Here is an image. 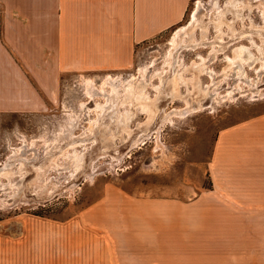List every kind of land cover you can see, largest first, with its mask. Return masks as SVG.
Returning a JSON list of instances; mask_svg holds the SVG:
<instances>
[{
	"label": "crops",
	"instance_id": "crops-1",
	"mask_svg": "<svg viewBox=\"0 0 264 264\" xmlns=\"http://www.w3.org/2000/svg\"><path fill=\"white\" fill-rule=\"evenodd\" d=\"M191 1L0 0V112L42 108L62 73L129 67ZM208 172L185 218L176 199L109 186L65 220L0 236V264H264V110L218 133Z\"/></svg>",
	"mask_w": 264,
	"mask_h": 264
},
{
	"label": "rangeland",
	"instance_id": "rangeland-1",
	"mask_svg": "<svg viewBox=\"0 0 264 264\" xmlns=\"http://www.w3.org/2000/svg\"><path fill=\"white\" fill-rule=\"evenodd\" d=\"M197 1L203 3L204 14L211 15L216 6L225 9L227 0H215L216 5L214 0H192L182 23L137 47L127 68L62 73L54 96L44 98L42 108L0 112L1 237L18 239L26 230L39 227L44 217L65 220L100 197L109 186L140 198L176 199L178 212L184 218L185 203L212 188L208 163L218 133L264 110V38L233 37L253 25L264 28V21L261 10L255 7L251 12L243 9L240 17L228 12L233 33L229 25L219 28L226 49L217 53L211 47L181 50L178 76L168 77L164 90L166 93L169 83L176 85V97L171 101L161 98L150 113L141 103L143 97L156 98L169 41L178 28L188 25ZM208 21L202 19L207 30L205 34L195 30L194 39L201 41L202 34L208 42L215 40L217 29ZM241 48L245 50L241 52ZM143 64L151 68L141 81L142 93L136 81L132 91L122 95L105 91L116 117L102 120L94 145H69L75 137L91 136V127L100 112L98 105L106 102L99 95L90 100L84 80H93L95 89H99L107 75L127 77ZM178 111L181 116L173 113ZM153 113L156 119L145 124ZM73 114L78 118L70 125L69 115ZM165 115L168 120H164ZM65 126L69 128L67 132L63 130ZM145 126L147 131H143ZM61 130L66 139L57 141ZM148 133L151 134L141 142L139 138ZM134 143L137 144L133 146ZM192 213L196 227L199 221L195 208Z\"/></svg>",
	"mask_w": 264,
	"mask_h": 264
},
{
	"label": "bare ground",
	"instance_id": "bare-ground-1",
	"mask_svg": "<svg viewBox=\"0 0 264 264\" xmlns=\"http://www.w3.org/2000/svg\"><path fill=\"white\" fill-rule=\"evenodd\" d=\"M213 2L215 3L216 1L214 0ZM195 5H196L195 9H194L193 13L191 14L190 22L188 23V25L178 28L174 32L172 38L169 41V44H168L169 49H168V51L166 53V57H165L166 68L163 72H161L159 74V81L160 82H159L158 87L156 86L157 87V89H156L157 93L155 96L156 98L154 100L153 99L148 100V99L143 97L144 102H141V103H143L145 105V107H147V110L150 113H152L153 112L152 110H154L157 107V103L160 102L161 98L162 99H168V101H171V99H174L176 97V92H177L176 91L177 89L175 87L176 85L171 86L169 83L168 84L169 88L166 89L167 90L166 93L164 92V90L166 88L167 78L172 77V76H173V78H175L176 76H178V73H176L178 71L177 70L178 67L180 69V63H179L180 59L178 58V53L181 50L189 51V50H195L196 48L211 47L217 53V52L223 51V49H226L225 48L226 42H224V38H223L224 35L221 32L222 30L219 31V28H220V26L225 25V24L229 25L231 32L233 33V31H234V30L232 31L233 20L228 21L227 17H226V14L228 12H230L232 15H234V17H240L241 16L240 12L243 9H246L248 12H251L252 9L255 7V8H258L259 10H261L262 18L264 21V0H227L225 3V9H223V8L220 9L216 6L215 12L211 13V15H208V14L205 15L204 14L203 3L201 1H197ZM215 5H216V3H215ZM204 17H205V20L206 19L209 20L208 22L210 24L212 23L213 25H215V27L217 29V35H216L217 37L215 38V40L208 42L207 37L202 36V34H205V31L207 30L206 29L207 26H206V24H204L205 22L204 23L202 22V19ZM195 30L201 31V33H202L201 34V37H202L201 41L199 39L196 40L193 38L192 35L194 34ZM243 31H244V33H241V32L235 33V35H233L234 39H236V40L237 39H243V38H249L250 39V38H253V36H255V35L260 36L261 38H264V28L263 27H258V26L253 25L250 29H248L246 31L243 30ZM244 50H245L244 48H241L240 51L243 52ZM150 68H151L150 65H144L143 64L142 66H140L138 68L136 73L130 74L127 77H123L122 75H116V76L107 75L106 77L102 78V83H101V86L99 87V89H95L96 84L93 80H84L83 86H85V94L89 97V99L91 100L94 98V96L99 95V96H102L106 102L103 105H98V107L100 108V112H98V115H97L98 118L96 119L94 126L91 127V130H90L91 136H87V135L85 136L84 135L83 137H81V136L75 137L71 134L73 136V138L74 137L75 138L73 139L74 141L69 145L75 146V145H78V143L79 144H83V143L85 144V143H90V142H91V144L94 145L95 135L98 134L99 132H101V129H102V127H101L102 120L106 116L111 117V118L116 117V115H115L116 111L111 109V104H110L109 97H108L109 95H106L105 91H107L108 94H112V95L113 94L114 95H118V94L122 95V93H127V92L132 91L133 86H134L133 81H136L137 84H139L140 91L142 93V91L144 90V85L141 83V81L146 79L147 75H149ZM178 79L180 80V77ZM119 88L122 90L121 93L117 92L118 90H120ZM95 90H97L100 94L98 92L96 93ZM141 93H139V94H141ZM188 111H191V109H189ZM154 113H156V112H154ZM154 113L152 114V117L149 116L148 120L146 122H144L145 124L150 125V123L153 121V118L156 119L155 116H153ZM173 113L176 115H180V116L182 115L181 114L182 112H179V111L173 112ZM69 118H70L69 119L70 121H68V120L67 121L70 123V125H74V123H76V119L78 118V115L77 114L69 115ZM161 118H162V116H161ZM168 119H169V116L165 115L164 120H168ZM112 121L115 122L116 120L114 121V119H113ZM118 122H119V120H118ZM142 126H144V124ZM66 127L67 126H65V128L63 130H65L67 132L69 128H66ZM63 130H61L62 132L56 136L57 141L60 138H62V140L66 139V134L64 133ZM147 130L148 129L145 126V129L143 131H147ZM150 134L151 133H148V134L140 137L139 138L140 141L141 142L144 141V137L149 136ZM140 135H143V134L141 133V134H139V136ZM110 140H113V139H110ZM135 144H137V143H134L133 146H135ZM102 153L104 154L105 152H102ZM19 154H20V152H19ZM84 156H85V153L79 159L81 162L84 161V159H85ZM118 159H120V158H118ZM91 176H92V174L89 177H91ZM70 189L72 190L73 186H71Z\"/></svg>",
	"mask_w": 264,
	"mask_h": 264
}]
</instances>
